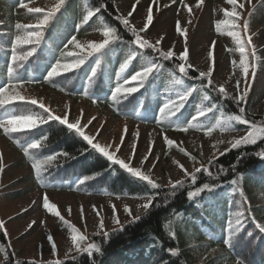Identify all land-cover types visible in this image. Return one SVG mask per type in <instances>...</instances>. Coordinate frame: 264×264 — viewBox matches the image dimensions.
Wrapping results in <instances>:
<instances>
[{
    "label": "trees",
    "instance_id": "trees-1",
    "mask_svg": "<svg viewBox=\"0 0 264 264\" xmlns=\"http://www.w3.org/2000/svg\"><path fill=\"white\" fill-rule=\"evenodd\" d=\"M37 1L39 0H0V3L6 4L4 16L0 18V84L7 82L10 55L6 53H10V40L16 35L24 34L14 28L16 23H21L19 20L15 21L14 14L22 10V2L31 4ZM120 1L105 0V6L99 15L83 24L82 16L86 15L89 7L94 10L99 5V0H66V8L45 28L38 52L24 62V67L14 66L19 77L14 91L46 88L76 100H95L94 103L107 106L114 118L155 125L170 132H182L188 123L194 125L187 130L189 132L208 131L209 128L214 130L222 127L220 122L226 121L228 116L240 114L241 107L245 109L242 115L250 123L264 127V116L254 113L250 102L237 103L230 95L226 97L220 94L214 82L212 86H208L206 80L199 77V72L191 68L188 77H183L175 68L177 63L183 61L176 58L163 61L151 49H139L142 55L138 54L133 63L121 73L120 68L128 54L126 43L116 44V50L110 54H97L101 67L96 69L98 75L95 78L92 77V69L96 68L94 57H88L79 69L61 73L52 82L47 81L46 71L50 70L49 66L56 59L61 63L72 62V58L62 55L69 51L68 40L72 36L82 39L92 31L112 26L118 29V35L123 41L134 39L120 22L121 15L117 10ZM256 16L264 19V10L259 11ZM78 22L81 23L80 27H77ZM27 47L23 46L21 50H27ZM145 58L156 59L163 65V69L146 82V89H141L127 99L113 102L110 89L117 80L123 82L121 77L130 79L131 74L141 69ZM173 72L177 74L176 78L184 79L183 85L175 86L177 91L189 87L200 89L186 102L178 123L162 119L158 111L168 99L169 89L173 87ZM89 92L91 98L85 95ZM206 93L210 97L209 101L203 100ZM118 104L120 110L117 108ZM210 105L215 106L212 113L207 112ZM200 110L205 111V117H199ZM134 111L139 115L133 114ZM15 112L18 114L17 108ZM223 127L230 130L234 128L235 132L249 130V125L237 122H233L232 127L227 124ZM31 133V136L19 139L20 143L25 144V141L45 135L48 137L43 147L29 150L31 155H25L22 148L14 142L16 138L12 139V143L23 156L22 164L31 168L33 179L41 188L62 189V182L66 185V190L74 193L126 199H141L144 195L156 197L153 206L138 221H130L122 227L112 229L107 232L108 236L94 237L93 243L100 245L99 252L92 255L76 254L63 260V264H196L199 260L198 251L205 248L223 250L222 254L214 258L215 264H236L238 259H242L244 264H264V233H260L256 227L258 223L264 224V159L258 155L264 152V136H258L255 143L231 148L211 164L207 163L203 168H208L211 176L202 171L197 173L194 182L190 177L186 178L183 180V187L173 195L169 191L171 186L151 190L147 182H141L118 165H113L65 125L49 122L33 129ZM62 153H68L73 158L58 155L57 160L42 163L38 179L32 164L35 161L44 162L49 154ZM86 176L94 178L82 184L81 181ZM232 180L239 181L236 191H233L230 183ZM206 183L214 186V193L204 191L198 197H187L188 191H195ZM238 203L241 208L237 207ZM240 210L245 211V216L241 217L242 231L234 241V247L229 249L223 242L226 225L229 219L235 225L236 214ZM0 264L39 263L9 254L7 260Z\"/></svg>",
    "mask_w": 264,
    "mask_h": 264
},
{
    "label": "rangeland",
    "instance_id": "rangeland-1",
    "mask_svg": "<svg viewBox=\"0 0 264 264\" xmlns=\"http://www.w3.org/2000/svg\"><path fill=\"white\" fill-rule=\"evenodd\" d=\"M56 2L57 0H41L28 6L47 10ZM134 3L135 0H121L118 11L140 29L147 22V8L152 7L153 23L145 32L140 33L143 38L155 44L163 37L159 45L161 50L168 51L171 48L178 59L181 52L187 51L188 63L197 71H206L209 66H213L212 80L218 88L224 85L231 97L247 89L244 102H250L254 113L264 116V19L256 16L259 11L264 10V0H238L244 7L237 9L240 16L236 21L235 31L245 41L251 37L246 49L249 63L247 76L239 66L242 57L236 40L229 35V26L221 25L220 31L216 28L219 21L227 19L225 11L231 10L228 0H203L199 7L197 0H176L175 3L173 0H158L157 4H152L151 0H140L136 11L128 17ZM189 7L191 12L188 11ZM4 8L5 5L0 3V18L4 16ZM255 11L257 12L253 15ZM14 19L23 24H35L40 17L29 14L23 8L14 14ZM246 20L249 21L247 31L243 29ZM178 24L186 30L185 35L176 31ZM104 38L101 31H94L79 42L88 50L89 43L101 42ZM253 49L255 58L252 56ZM70 51L78 52L79 49L71 45ZM209 52L213 53L212 57H209ZM238 80L239 90L236 85ZM19 93L26 99L33 98L43 103L53 115H68L70 123L79 120L85 133L95 137L94 142L110 146V151L116 152L119 158L131 166L139 167L142 172L149 174L161 187H170L169 181L174 183L189 178L180 165L191 173L196 168L206 166L210 159L214 160L227 152L231 149V142L246 135V131L235 133L229 129H218L210 133L192 131L175 134L130 120H117L105 107L87 101H76L47 89ZM35 107L39 111L38 106ZM19 110L21 114H27L28 111L25 108ZM6 136L0 129V221L4 222V228L0 229V248L4 249L0 252V262L5 261V255L8 258L9 254L39 263L61 261L83 252L75 250L71 240L73 233L63 221H67L77 229L78 234L86 237L81 242V247L86 248L93 243L94 237L122 227L132 221L133 217L147 212L141 207L146 203L144 199L75 195L37 188L30 168L22 164L21 156L10 145ZM165 136L174 141L173 146L169 147L165 143ZM180 148L185 151L180 152ZM146 155L148 159L141 164ZM193 156L196 157L195 161L191 159ZM45 195L50 203L56 205L60 216L43 207ZM113 206L119 224L114 222ZM125 208L130 209L131 215L125 212ZM60 217H63V221ZM101 220L103 228L100 227ZM49 235L52 236V241L48 240ZM53 243L55 251L52 250ZM222 253L221 248L202 249L197 253L199 260L196 264H215L214 258Z\"/></svg>",
    "mask_w": 264,
    "mask_h": 264
},
{
    "label": "snow or ice",
    "instance_id": "snow-or-ice-1",
    "mask_svg": "<svg viewBox=\"0 0 264 264\" xmlns=\"http://www.w3.org/2000/svg\"><path fill=\"white\" fill-rule=\"evenodd\" d=\"M176 0H173L175 3ZM140 3V0H135V3L132 5V10L128 12V17H131L133 12L136 11V5ZM152 4H157L158 0H151ZM203 3V0H197V7H199ZM228 3L231 5L230 11H225L224 15L227 19L219 21L216 25L217 31H220L221 25L229 26V35L232 36L237 45L239 46V53L242 59L239 62V66L242 69L245 76L249 73V63H248V52L247 44L251 42V37L248 38V41H245L241 34L235 29L237 28V19L240 16V13L237 11L238 8H243L244 4L238 3V0H228ZM20 6L22 8H26L29 14H35L40 19L35 24H23L16 23L14 28L24 33L23 35H16L14 39L10 40V53H6V55H10V63L7 67L6 79L7 82L0 84V129L3 130V133L9 138H13V134L15 133H23L25 135L31 136V131L26 132L25 130H33L37 129L38 126H42L48 124L49 122H58L60 125H65L68 130L74 131L79 137H82L84 141L87 142L88 145L91 146V149L96 153L100 154L102 157L106 158L113 165H118L120 169L126 170L132 177L138 178L141 182H147V185L151 190H157L161 188V185L154 181L149 174H145L141 171L139 167H133L129 163H127L124 159H121L117 156L116 152L110 151V146H102L98 142H94L95 137L92 135H88L83 130V125H81L80 121L77 120L75 123H70L68 115H64L63 117L59 115H53L51 110L47 108L43 103H39L36 99L28 98L26 99L19 92L14 91V89L18 86L19 77L16 75V68L14 66L24 67V62L29 61L30 57H33L38 52V46L41 45L43 40V34L45 28L48 26L49 22L57 16L58 13L62 11V9L66 8V0H57L54 6L49 9H44L41 7H29L26 3H21ZM105 6V0H99V5L94 9L87 10L86 15L82 16V23L87 24L90 19L96 15H99L102 8ZM168 7V5H165ZM187 7V5H185ZM188 11L191 12L192 9L189 7ZM102 19V17H101ZM146 23L140 29H137L133 26L128 18L120 17V22L129 32H131L132 39L129 42H125L122 40L120 35H118V29L112 26H104L102 29L103 37H105L101 42H91L87 45V49L84 45H82L75 36H72L70 40H68L69 45H73L76 49H79L78 52L68 51L66 53H62L67 57L72 58L71 63H61L59 59H56L54 63H52L49 67L50 70L46 71L45 79L49 82L53 81V78L58 77L61 73H68L73 69H79L82 65H84L86 59L88 57H94V63L96 68L92 69V77L95 78L98 73V68L101 67V61L99 55L110 54L116 50V44H127L128 45V54L126 55L125 60L122 63L120 68V72L123 73L125 69L129 67L130 64L138 57L142 55L139 53V49H151L152 52L156 53L160 59L163 61H170L176 57V53L171 50L161 51L159 45L161 44V40L164 39L161 37L156 41L155 44L150 43L147 39L143 38L140 33L145 32L148 29V26L153 23V9L152 7L147 8V16ZM81 23H77V27H80ZM249 27V21H244L243 29L247 31ZM176 31L180 35H185L186 30L182 29L179 24L177 25ZM23 46H28L27 50H21ZM138 46V48L136 47ZM51 51V50H49ZM99 54V55H97ZM209 57L213 56L212 52H209ZM252 56L255 58L256 53L253 49ZM179 60L183 61V63H177L175 68L178 69V73L182 74L183 77H188L189 69L192 67L190 63H188V52L183 51L179 55ZM163 69V65L158 63L154 58H145L144 64H142L141 69L137 70L134 74L130 75L129 78H123V82L117 80L114 87L110 89L111 100L113 102L121 101L122 99H127L130 95L136 94L141 89H146V82L150 80L151 77L156 75ZM213 66H209L206 71H199V77L201 79L206 80V84L208 86H212L213 80ZM176 73H172L173 77V87L169 89L168 99L163 103V106L158 109L160 113V117L162 119H168L170 123H178L180 114L184 109L186 102L192 97V95L200 89L195 88H184L182 90L177 91L176 85H183L184 79L176 78ZM237 89L239 90L240 81H236ZM204 86L202 85V88ZM218 92L224 96H228L227 91L225 90L224 85H220L218 88ZM85 95H89L91 98L90 92L85 93ZM247 89L241 92L237 96L230 97L233 101L240 103L246 99ZM175 97V98H173ZM204 101H209L210 97L206 93L203 96ZM95 102V100L93 101ZM38 106L39 111L36 110ZM67 107V106H66ZM16 108H25L27 109V114H16ZM118 110H120V105H117ZM215 106L210 105L207 108L208 113H212L214 111ZM245 112L243 107L239 108L240 114L230 115L227 117L226 121H221V126L227 124L229 127H232L233 122H237L239 124L249 125V130L246 131V135L241 136L238 139H235L231 142V148L235 149L240 147L241 145L255 143L258 136H264V127L257 126L255 123H250L242 114ZM135 115H139L138 113H134ZM199 117H205V111H199ZM95 119V118H93ZM159 122V121H158ZM91 123V121H89ZM179 126V125H178ZM194 125L192 123H188L187 128H184V131H187L189 128H192ZM203 126V125H201ZM233 130H235L233 128ZM125 131L127 129L125 128ZM209 133L212 131L211 128L208 129ZM48 137L45 135L42 138L32 139L30 141H25V144H21L19 139L14 140L15 143L18 144L24 151L25 155H31L29 150L38 149L44 146V143L47 141ZM165 143L171 147L174 144V141L167 136L164 137ZM121 142L123 143V137H121ZM133 147V152L135 151V145ZM117 151H119V147H117ZM180 152H184L183 148L179 149ZM63 156L65 158L71 159L73 158L68 153L62 154H49L44 162L35 161L32 164L33 169L35 170L36 176L39 179L42 172V163L51 162L57 160V157ZM261 159H264V152L258 153ZM35 160V157L32 156ZM147 155L141 161V164L147 160ZM193 161H195L196 157H191ZM0 160H2V155H0ZM174 163H178L174 161ZM209 164L212 163L210 159L208 161ZM181 169L184 171L185 176L190 177V179L194 182L197 179V173L207 172L209 176L212 173L208 168H196L193 172L189 173L187 169H184L183 165H180ZM223 171V169H220ZM94 177H84L81 183L83 184L85 181L92 179ZM171 187L169 191L174 195L176 190L182 188L184 185V181L177 180L174 183L169 181ZM231 185L233 186V191L237 190V185L239 183L238 180H232ZM208 191L210 193H214V186H210L209 184H203L202 187L196 188L195 191H188L187 197L192 199L193 197H198L201 192ZM241 195L243 193L241 192ZM141 199L146 200V203L142 204L141 207L148 211L151 206H153V201L155 200V195H144L140 197ZM200 206V205H198ZM43 207L46 208L49 212H52L56 216H60V214L56 211V205L49 202V198L45 195L43 198ZM238 208H241V204H237ZM95 210V206H94ZM115 206L112 208L113 219L114 222L119 224V220L115 217ZM125 212L131 215V211L128 208H125ZM99 215V212L96 213ZM245 216V211L240 210L236 214L235 225H233L231 219L227 222L226 232L224 237V244L229 248L234 247V241L238 239V234L242 231V220L241 217ZM63 221V217H60ZM141 219L140 215L133 217L132 222H136ZM67 224L70 231L73 233L71 236V240L75 245V250L77 252H85L88 255H92L94 252L100 251V245L95 243H90L86 248L81 247V242L85 241L86 237L84 235H80L77 232V229L72 225L68 224L67 221H63ZM34 223V222H33ZM32 225L30 224L29 227ZM100 227L103 228V221L101 220ZM260 233H264V224H257ZM4 228V222L0 221V229ZM109 233L105 232L104 236H108ZM251 236V233L248 234ZM49 241H52V236L49 235ZM55 244H52V250L55 251ZM4 251V249L0 248V252ZM171 251V250H170ZM5 260H7V255H5ZM52 264H63V261L52 262ZM236 264H244L242 259H238Z\"/></svg>",
    "mask_w": 264,
    "mask_h": 264
}]
</instances>
